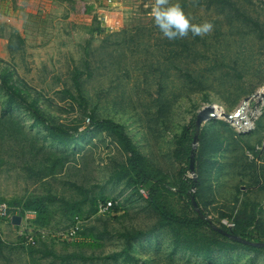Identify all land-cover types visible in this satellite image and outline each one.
Instances as JSON below:
<instances>
[{
	"label": "rangeland",
	"instance_id": "374dc122",
	"mask_svg": "<svg viewBox=\"0 0 264 264\" xmlns=\"http://www.w3.org/2000/svg\"><path fill=\"white\" fill-rule=\"evenodd\" d=\"M178 2L193 23L214 30L169 41L150 15L154 0H0V201L38 210L34 246L0 222V264H264V251L240 246L210 261L175 247L148 202L149 187L114 176L128 153L89 121L124 126L168 211L194 218L201 210L215 227L264 242V0ZM6 72L51 123L76 134L70 143L53 142L20 103L5 111ZM210 104L221 115L199 125L188 156L182 137ZM191 178L196 205L178 192ZM100 200L114 207L99 212ZM75 221L77 235L66 238ZM138 231L144 235L133 240L131 257L103 258ZM184 232L219 239L209 229Z\"/></svg>",
	"mask_w": 264,
	"mask_h": 264
},
{
	"label": "trees",
	"instance_id": "16d2710c",
	"mask_svg": "<svg viewBox=\"0 0 264 264\" xmlns=\"http://www.w3.org/2000/svg\"><path fill=\"white\" fill-rule=\"evenodd\" d=\"M100 32L101 28H97L94 30L95 35H98ZM80 75H82L81 72H78L75 75V82L78 89L79 85L77 79ZM9 77L10 74L6 72L1 78V86L7 94L5 111L10 110L14 103H20L24 105L31 112L35 121L43 126L44 130H46L47 134L50 136L52 141L58 143L61 146L67 145L76 137V134H73L67 129L51 123L37 108L36 101L28 102L23 96V90L18 86L9 83ZM79 101L84 107H87V100L81 94L79 95ZM89 121H91V127L111 132L116 137L122 149L128 153L126 162L120 166L119 170L115 172L114 176L118 180L124 179L129 187H149L148 202L153 208V210L159 215V225L161 227L171 228L174 235L175 247L181 246L188 251H193L198 256H201L207 261H210L212 259V255L216 251H227L231 247L240 246L248 250L264 251V246L256 247L250 245V242L261 243L263 241H255L250 237H247V239L239 238L234 231L227 230L226 228L219 229L212 224V222L206 217V215L201 210H198L196 212V216L194 218H181L168 211L165 207L158 203L156 187L158 183H160L159 180L148 169L144 156L139 152L137 147L132 142V139L127 135L124 126L120 123L115 122L112 119H96L94 117H90ZM198 130L199 126L197 125V123H195L194 133H187L182 137V142L186 144V154L188 156L193 153L191 142H193V137L198 135ZM190 161L191 160H189V163ZM195 186L196 180L191 178L188 180L187 183L182 182L181 186L178 188L179 194L185 198H188L191 204H193L192 197L194 196V194L191 193L190 190ZM98 205L99 203H96V210L98 209ZM26 209H34L38 213V210L36 208L27 207ZM75 226H79L76 221L71 228ZM193 228H204L214 231L219 236V239H211L206 235L198 236L184 232V230H189ZM142 235L144 234L141 231H138L133 234H123L122 237L125 238L126 241L123 250L119 252H114L103 258L109 260H116L124 256L127 258L131 257L130 250L132 247V242L133 240L141 237ZM72 256L80 259H88L86 256L83 255Z\"/></svg>",
	"mask_w": 264,
	"mask_h": 264
},
{
	"label": "clouds",
	"instance_id": "9594fccd",
	"mask_svg": "<svg viewBox=\"0 0 264 264\" xmlns=\"http://www.w3.org/2000/svg\"><path fill=\"white\" fill-rule=\"evenodd\" d=\"M150 15L162 36L169 41L210 34L214 30L211 22L193 23V18L185 13L182 5L172 0H154Z\"/></svg>",
	"mask_w": 264,
	"mask_h": 264
},
{
	"label": "built area",
	"instance_id": "2783aa9c",
	"mask_svg": "<svg viewBox=\"0 0 264 264\" xmlns=\"http://www.w3.org/2000/svg\"><path fill=\"white\" fill-rule=\"evenodd\" d=\"M110 2V1H108ZM114 207V202L111 200L102 201L98 205L99 212H110ZM14 215L21 217L19 226L12 224V218ZM37 211L34 209H15L8 202L0 201V222L9 223L15 227L20 228L18 235L23 239L24 243L28 246H34L37 242V237L33 233V222L37 218ZM225 225L232 227V223L224 222ZM79 226H75L69 229L65 236L66 238H73L77 235Z\"/></svg>",
	"mask_w": 264,
	"mask_h": 264
},
{
	"label": "water",
	"instance_id": "95a60500",
	"mask_svg": "<svg viewBox=\"0 0 264 264\" xmlns=\"http://www.w3.org/2000/svg\"><path fill=\"white\" fill-rule=\"evenodd\" d=\"M219 116L220 115L217 112L216 106L210 104V105L205 106L204 108H202L198 112L197 118H196V123L199 126L203 122H205L207 120H210V119L217 118ZM225 118L226 119H229V120H234L233 117H232V115H229V114H226L225 115ZM190 169L192 171L194 170V162H193L192 159L190 161ZM192 202H193V205H196L195 197L194 196L192 197ZM20 222H21V217L19 215H14L13 218H12V224L15 225V226H19L20 225ZM250 245L256 246V247H263L264 246V243L263 242H261V243H259V242H250Z\"/></svg>",
	"mask_w": 264,
	"mask_h": 264
},
{
	"label": "bare ground",
	"instance_id": "6f19581e",
	"mask_svg": "<svg viewBox=\"0 0 264 264\" xmlns=\"http://www.w3.org/2000/svg\"><path fill=\"white\" fill-rule=\"evenodd\" d=\"M216 108H217V112H218V114L221 115V114H220L221 112L219 111V110H221V109H219L220 107L216 106ZM245 109H246V104H244V105L242 106V110H241V113H242V114H241V115H243V114L245 113ZM219 112H220V113H219ZM241 115H240V116H241ZM240 116H239V117H240ZM237 117H238V116H237ZM240 119H241V117H240ZM234 121H239V118H235V117H234ZM246 125H247V126H251L252 123L250 122V123H247Z\"/></svg>",
	"mask_w": 264,
	"mask_h": 264
}]
</instances>
